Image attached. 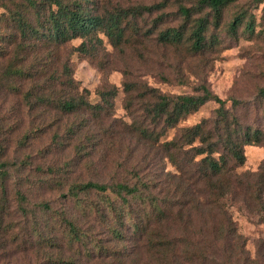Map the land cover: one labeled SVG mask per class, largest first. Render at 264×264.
Returning <instances> with one entry per match:
<instances>
[{
    "label": "rangeland",
    "instance_id": "1",
    "mask_svg": "<svg viewBox=\"0 0 264 264\" xmlns=\"http://www.w3.org/2000/svg\"><path fill=\"white\" fill-rule=\"evenodd\" d=\"M197 2L88 0V9L102 15L120 9L164 6L127 18L126 36L120 45L99 33L23 51L18 48L22 40L16 23L23 7L17 2H0V165L6 166L2 173L9 172L0 182L6 191L0 188V264H48L46 251L32 248L35 237L28 234L33 233L36 220L25 218L18 203L5 196L24 194L29 211L43 202L50 204L54 213L67 212L106 245L111 239L108 228L102 219L90 215L89 209L91 204L107 207V198L81 195L73 199L69 194L73 184L92 181L135 185L141 181L152 185L153 196L169 198L177 207L184 188L189 200L201 201L203 182L180 172V158L170 159L164 145L203 120L222 133H252L256 146L245 147L246 163L237 171L260 172L264 166V0H239L226 9L221 26L208 32L207 47L201 53L191 50L190 32L182 42H163V32L182 24L180 7L191 8ZM47 15L45 11L40 20L34 17L41 31L46 30ZM237 18H244L245 23L233 32L231 24ZM249 21L254 25L253 32L247 29ZM17 71H23L24 76L14 75ZM71 78L81 92H89L85 98L94 109L70 115L61 113L55 105L42 104V85L62 81L57 91L66 98L72 94L68 86ZM146 86L170 96L199 95L206 87L226 102L231 124H214L220 120V105L210 101L174 128L151 126L158 140H139L135 128L151 123L146 118ZM128 87H136L133 94L127 93ZM73 130L81 137H73ZM135 205L137 210L143 206L139 202ZM242 208V196H238L229 205L232 220L244 238L247 255L264 264V215L254 217ZM194 217L185 224H198V215ZM59 219L58 215H37L38 222L51 225ZM177 227L181 226H173ZM56 243L51 250L55 258L72 256L75 262L88 264L86 252L82 257L63 239ZM110 246L122 252L119 261L126 258L127 264H154L145 243L135 244L128 238ZM89 264L100 263L96 259Z\"/></svg>",
    "mask_w": 264,
    "mask_h": 264
},
{
    "label": "trees",
    "instance_id": "2",
    "mask_svg": "<svg viewBox=\"0 0 264 264\" xmlns=\"http://www.w3.org/2000/svg\"><path fill=\"white\" fill-rule=\"evenodd\" d=\"M238 1L198 0L194 7L181 6L179 12L183 21L180 28H169L161 34V40L166 43L171 41L179 43L190 32L191 50L195 53L203 52L207 47L208 32L221 26L226 9ZM0 2H17L23 7L16 18L19 37L22 40V45L18 48L22 51L42 46L43 43L62 45L76 39H87L99 33L105 34L116 45H120L126 36L124 23L127 18L131 15L143 16L146 12L161 10L164 6L120 9L117 13L102 15L88 9V0H0ZM45 11L48 12L45 17L47 27L41 31L34 23V17L40 20ZM244 23V18L235 19L231 24V30L237 32L239 26ZM253 26L249 21L247 29L253 32L255 30ZM13 74L24 76L23 71ZM47 84L41 88L39 99L42 100V104L55 105L61 113L70 115L81 110L94 109L85 98V94L87 97L89 92L87 90L81 92L74 79L71 78L68 82L72 94L66 98L60 97L57 91V87L62 86V81L55 85ZM135 89L136 87H128L126 91L133 94ZM144 91V96L148 99L145 104L146 118L151 120V123L150 125L143 123L135 128L139 140L151 141L154 138L158 140L156 133H151V126L163 125L164 128H174L210 101L220 105V120L214 124L226 126L231 124L230 114L225 107L226 102L213 95L206 87L199 95L170 96L148 86L144 87ZM261 93L264 94V89ZM207 124L208 121L203 120L193 127L183 129L179 138L164 145L166 150L164 151L170 159L180 158L178 163L180 172L194 175L203 182L205 188L204 194L201 193V201L194 198L189 200L184 188L177 207L169 198L160 199L153 196L150 193L152 185L141 181L135 185L90 181L71 186L69 194L73 199H78L81 195H104V198H107L105 203L107 207L100 208L99 205L91 204L89 212L90 215L102 219V224L108 228L111 238L108 245L96 239L94 234H88L67 212L54 213V209L48 203L36 204L33 210L29 211L25 207L28 198L24 194L18 193L15 197L5 198L17 202L19 211L25 218L32 216L36 220L33 221V233L28 234L35 237L32 248L38 247L42 253L44 248L48 264H80L75 262L72 256L55 258V253L51 250L54 248L53 242L56 243L59 238L68 243L71 249L79 250L77 252H80L82 257L86 252L88 264L96 259L100 264H127L126 258L119 261L121 251L108 246L112 242L117 244L125 242L128 238L135 244L145 243L149 247L154 264H259L258 260H252L247 255L244 238L238 232L229 211V205H233L237 197L242 196L243 211L247 210L254 217L264 215V166L258 174L253 172L240 174L237 171L238 167H243L246 163L245 147L256 146L254 135L234 134L228 130L222 133L218 128H209ZM70 133L75 138L82 135L74 130ZM186 147L189 149L186 150ZM200 156H203L201 160H196ZM5 168V165H0V182H4L9 176L8 171L1 172V169ZM197 184L194 183V186ZM0 188L5 191L4 185ZM135 202L141 203L142 208L137 210ZM37 215L41 217L58 215L60 219L56 225H51L38 222ZM195 215H198V224L193 222L185 224L187 220L193 221ZM175 225L181 227L173 228Z\"/></svg>",
    "mask_w": 264,
    "mask_h": 264
}]
</instances>
